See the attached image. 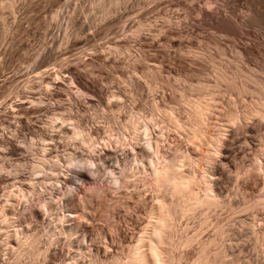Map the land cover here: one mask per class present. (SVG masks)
I'll return each instance as SVG.
<instances>
[{
    "label": "rangeland",
    "instance_id": "rangeland-1",
    "mask_svg": "<svg viewBox=\"0 0 264 264\" xmlns=\"http://www.w3.org/2000/svg\"><path fill=\"white\" fill-rule=\"evenodd\" d=\"M12 1L10 5L9 0H0V239L5 233H11L7 235L11 239L5 237L0 241V264L3 255H9L5 264H69L75 258L79 264H120L117 259L125 258L131 244L142 234L156 198L147 160L158 151L160 156L171 158L178 152L195 148L192 144L189 146L184 128L178 129L157 119L156 107L173 108L183 124L187 120L184 98L201 94L205 97L209 93L206 98L210 99L222 91L223 100H219L221 104L213 111L215 115L210 116L209 133L213 131V136L220 133L224 138L229 133L225 128L231 130L234 123L222 121L228 118L225 112L229 115L236 110L231 113L239 112L241 117L251 99V95L245 96L239 91L241 77L264 78V0H121L109 13L101 9L107 13L103 17L99 9H94L93 0ZM219 73H224L236 85L229 86L226 82L217 85ZM111 95L117 97L115 102ZM138 115L141 120L157 115L150 129L153 152L141 144L145 128L144 120L137 119ZM52 116L73 122L71 126L75 130H85L81 134L84 138L73 134L76 137L71 140L69 130H65L67 136L51 132L49 120L57 122ZM130 116L133 121L129 120ZM240 117L235 121L242 134L251 127L259 131V124L243 123ZM126 120L137 126L125 129ZM262 125L261 132H255V136L254 130L248 133L254 136L252 144H241V141L233 145L229 163L224 167L230 179L223 183L225 192L221 197L228 204L236 190L240 197L235 199L237 203L234 199L231 201L234 210L230 205L210 210L207 217L211 224L199 233L201 239L208 240L215 236L214 227L219 224L239 239V233H243L251 243L243 238L233 239V235L227 240V235L224 238L228 257L239 256L241 264H264V170L255 168L264 157L255 159L257 162L249 160L255 158L254 146L261 144ZM45 126H50V131ZM44 129L49 132L46 137L42 135ZM135 129L138 134L141 130V136L135 135ZM112 134L113 137L108 136ZM119 135H123L124 143L116 142ZM31 138L37 142L33 144ZM41 140L49 144L46 146L53 154H48L47 158H51L44 161L46 164L43 162L45 170L42 167L39 174L44 176L33 177L34 173L38 174L32 165L41 156ZM89 140L93 145L89 146ZM133 150L135 154H131ZM65 152H73L77 158L83 156L87 164L77 166L69 162ZM107 160H110L108 164L119 160V164L109 166ZM139 162L146 165L141 166ZM242 163L245 171L240 170ZM138 165L139 172L133 168ZM145 172H149L148 176ZM237 175H241L238 180ZM39 179H61V185L53 183L51 187L55 203H49L47 209L51 213L47 215L42 211L45 210L42 196L47 197L49 191L39 189L43 185ZM28 181H37L39 185L33 183L35 187H31ZM27 189H33L31 193L37 195L33 199L29 195V205H25ZM10 193L13 204L6 219L2 208ZM164 195L167 202L172 200L168 191ZM39 197L42 202L37 201ZM238 201L258 205L250 210H237V214ZM63 213L71 219L67 222L59 219ZM203 218L199 211L178 221L182 227L188 225V234L192 235ZM239 219H245L249 225L236 224ZM11 225L23 227L19 229L23 237L16 238ZM27 225L31 227L27 229ZM7 227L11 231H3ZM33 240L36 246L31 244ZM7 243L17 249L7 247ZM80 249L83 253H79ZM185 249L183 254L179 252L183 256L179 264H188L199 247L195 243Z\"/></svg>",
    "mask_w": 264,
    "mask_h": 264
},
{
    "label": "bare ground",
    "instance_id": "bare-ground-1",
    "mask_svg": "<svg viewBox=\"0 0 264 264\" xmlns=\"http://www.w3.org/2000/svg\"><path fill=\"white\" fill-rule=\"evenodd\" d=\"M123 1H126V0H123ZM9 2H10V5L13 4L12 0H9ZM107 3H109V5H107ZM92 4H93L94 9L97 8L100 10L102 17H103V15H107V13H109V9H111V11H113V9H115V7H118L121 4V0H107V1H105V0H93ZM101 9H107V13H103V11H101ZM38 73H39V71H38ZM241 78H242V81L239 85L240 86L239 91H240V93H242L245 96L251 95L250 96L251 99H250L249 103H247L248 102V100H247V102H246L247 105L245 104L246 106H245V108H243L244 110L242 111V113H240L241 117L239 115V112H238V114H236L237 112L231 113V112L236 111V110L231 111L233 109L230 110L231 112L229 111L230 112L229 115L227 114L228 112H225L224 116H227L228 118L225 117V119H224L221 117L222 119H224L222 121L228 122L230 125L232 122H234V123H232V126H233V124H235V127L231 126V128H232V129L230 128L231 130H228L227 128H225L226 132L229 131V133L228 134L225 133V135L226 134L227 135H226V137L224 135V138L220 137V133L217 136L216 135L213 136L212 134L214 132L212 131V129H211V131L213 133L212 132L209 133V131H210L209 130V126H210L209 121H211L210 118H212L210 116H212L214 114L213 111L217 110L219 104H221V102H219V100L222 99V96L224 93V92L222 93V91H218V93L216 92V94H215L216 96L211 97L210 99L206 98L209 96L208 95L209 93H206L207 94L206 95L205 92H204V94L206 95L205 97L202 96V94L200 93L201 94L200 97L184 98L183 102L186 105V109H184V111L186 112L187 120L183 124L181 123V120L179 119L178 112L176 110H174L173 108L165 107V108L160 109V108L156 107L155 113L158 114L157 119L159 118L162 120L161 122L165 121V122L169 123L170 125H172V127L174 126L175 128H178V129L184 128V130L186 132L185 133L186 138L189 142V146L192 144L193 147H195V148H194V150L189 149L192 152H190V151L187 152L188 150L185 151L186 153L178 152V153L174 154L171 158H168V157L165 158L163 156H160L159 151H158L156 153V155H154L151 160H147L148 166H149L148 170H150V176H151L150 178L152 179V180L150 179V181L153 182L152 185L154 186V189H155L154 192L156 194V198H155V201L153 200L154 205H152L153 207H152V209H150L151 212H150V215L148 217L149 220L147 221L146 225L143 227L144 229H143L142 234H140V236H138L139 238L137 239L135 244H133V245L131 244V246L127 250L128 253L126 252V254L124 255L125 258H118V259L116 258L117 261L120 260V264H179V261L181 262V256H182L181 254H179V252L184 250L185 248L188 249L189 247H191L195 243L198 244L199 249H198L196 256H194V258H192L191 261L188 260L189 261L188 264H241V261H239V259H237L239 256H237V258L228 257V255L226 253L227 249H225L226 241L224 242V238L226 237V235H227L226 240L229 238L230 235H233V239H239V237H237V235H235V233H233V231H227L228 229H225L224 225L219 224V225L214 227L215 228V236L214 237H212L208 240H203V239H201V237L199 235V233L203 230L204 227H206V226L208 227L211 224V222L209 221V219L207 217V213L210 210H212V209L214 210V209H217L219 207H225L226 205H230V208L232 210H234V208H232L233 204H231L232 203L231 201H232V199L235 200V199H239V197H240V196L239 197L237 196L236 190L233 193L234 195H231V197H229V195H227V197H229V199H228L229 203L228 204H227L228 201L227 200L224 201L223 200L224 198H222L223 196L221 197V195L224 191L222 189L223 183H226L225 181H228L230 179V178L227 179V176L229 174H227V170L224 169V167L229 163V158H230L229 156L231 155L232 148L235 146V144L237 145L236 142L242 141L241 144H245V142H246V144H252L253 143L252 137L254 138L256 130H255V128H253L254 136L250 137L251 134H248V133L253 131V130H251L252 127L250 125L249 127H251L250 128L251 131L248 129L249 131L247 133L243 132V134H242V132L240 130L241 128L239 129L240 126L237 127L235 120H239L238 117H240L243 120V123L245 121L247 123L253 122L252 124H255V125L259 124V131L257 129V132H261L260 130H262V129H260L261 128L260 125L264 124V78H261V79L258 78L259 79L258 80V79H255L254 77L250 76V75H243ZM223 82H226L229 86L236 85L234 82L233 83L229 82L228 76H226L224 73H219L217 76V83L216 84L218 85V83H223ZM228 85H226V86L228 87ZM203 86L205 87V85H203ZM206 88L208 90L210 87H206ZM202 90H204V89H202ZM210 90H212V89L210 88ZM79 91H81V89H79ZM111 97L113 98V102H115V99H117V97H113V95H111ZM246 98H248V97H246ZM245 100H244V102H245ZM224 102H225V100H224ZM109 104H111V102H109ZM221 108L218 110H223ZM224 110L222 112H224ZM226 111H227V109H226ZM237 115H238V117H237ZM131 116H133V115H131ZM131 116L129 117V120H130V118H132ZM155 116H157V115H151L150 117L145 118V119L143 118V120H144L143 126L145 128V132H143V142H141V144H145V146L147 147V150H149V152H153V146H151V138H153V136H151V130L150 129L153 128ZM51 118H55V120H57V122H54L53 120H49V122H51V127H53V128H50L51 132H61V136H63V134H65V130H69V134H71V140H73V138H75L77 135L81 136V134L85 132V130L82 129L84 131V132H82V131L78 130V128L76 129L78 131H76L75 126H71V124H73V122H67V120H63V118H57V116H52ZM140 118L141 117L139 116L137 119L141 120ZM133 119H134V117H133ZM143 120H141V121L143 122ZM140 123L141 122H139V124ZM157 123H158V121H157ZM222 123L224 124V122H222ZM222 123L220 124V126L223 125ZM237 123H239V122H237ZM57 124H61V126H59V128H57V130H55ZM229 124L227 127H230ZM17 126H19V122H17ZM115 126H117V124H115ZM135 126H137L135 123L133 124L132 122L131 123L127 122V120L125 121V125H124L125 129L128 130L130 128H135ZM220 126L217 127V129L218 128L220 129ZM262 126L264 127V125H262ZM49 127L50 126H45V128H48V130H49ZM246 127H247V125H246ZM117 128H119V126H117ZM233 128H238V129H233ZM256 128H258V125L256 126ZM219 129H218V131H219ZM223 129H224V127H223ZM245 129L246 128H244V130ZM48 130L44 129L42 135L44 136L45 134L46 135L49 134V132H47ZM73 130H75L74 133H73ZM118 130L116 132H118ZM120 130H122V129L120 128ZM137 130H138V128H137ZM137 130H136L135 135L138 134ZM225 130H224V132H225ZM244 130H242V131H244ZM133 132H134V130H133ZM140 132H141V130H139V134H140ZM216 132L217 131H215V134L218 133V132L217 133ZM118 133L121 134V131ZM125 133L126 132H124V134ZM73 134L76 136L73 137ZM139 134H138V137H139ZM51 136H55V134H51ZM65 136H67V134H65ZM108 136L113 137V134L108 135ZM133 136H134V134H133ZM140 136H141V134H140ZM155 136H157V134H155ZM222 136H223V134H222ZM44 137H46V136H44ZM81 137L84 138L83 136H81ZM116 137L117 138L115 140L117 143L123 142V140L125 141V139L123 138V135H119ZM134 137H136V136H134ZM85 138H87V137H85ZM110 139H112V138H110ZM31 140H33V138H31ZM132 140H135V138ZM137 140H139V139H137ZM110 141H112V140H110ZM35 142H37V140H33V144H35ZM47 142H49V140H47ZM51 142H53L52 137H51ZM83 143L85 144V140ZM262 143H264V132H263V136L261 138V144H258L259 146L257 148H256L257 145L254 146L256 149L255 150L256 155L254 154L255 158L252 157L253 159L249 158V160H253V162H254V161L262 158V156L264 157V148H263L264 145H262ZM41 144H43V140H41ZM137 144H138V142H137ZM46 145H49V144L45 143L42 145L41 156H39V158H37L36 161L33 160L35 162V163L33 162L34 164L32 163L33 165L31 164L34 168V171L36 173H38V174L34 173V175L32 174L33 177H41V175H43V174H39V173H41L43 165L46 164V162H47L46 159L51 158V157L47 158L49 156L48 154L51 153L52 151L50 152V150H49L50 148H48ZM90 145H93L92 142L89 144V146ZM106 145H108V144H106ZM121 145L122 144H120V146ZM187 145H188V143H187ZM192 145H191V147H192ZM37 146H39V144H37ZM191 147H189V148H191ZM245 148H247V146H245ZM52 154H53V152H52ZM65 154L66 155L68 154V156H65V157H68L66 159L71 163L73 162V164H77V166H79V164H81V165L87 164V162L86 163L84 162L85 160H83V156H81L80 158H77V156L73 155V152H65ZM131 154H135V150H133V152H131ZM61 158L58 160H61ZM89 158H92V157H89ZM113 158H117V156H113ZM113 158H112V160H113ZM109 159L111 160V158H109ZM110 160H107V164H108V161H110ZM44 161H46V162H44ZM54 161L57 163L59 162L57 160H54ZM43 162H44V164H43ZM52 162L53 161H51V163ZM89 162H91V161H89ZM92 162H91L90 166H93V168H96L95 167L96 164H94ZM94 162H95V160H94ZM135 162H137V156H135ZM253 162H252V164H253ZM263 162H264V160H261L260 164L254 163L255 168H260V169L263 168V170H264V163ZM104 163H105V160H104ZM245 163L247 166H249V164H247V162H245ZM248 163H249V161H248ZM18 164L19 163H17L16 165H18ZM60 164H61V162H59V166H60ZM113 164H116V165L119 164V160H115V162H113ZM113 164H108V165L113 166ZM139 164H141V162H139ZM145 165L146 164H141V166H145ZM45 166H47V165H45ZM61 166H63V164H61ZM67 166H69V164H67ZM125 166L127 168V162H125ZM53 167L55 168V166H53ZM186 167H190V170L187 171ZM133 168H137V172H139V165L133 166ZM85 169H86V167H85ZM247 169H249V168H247ZM251 169H253V168H251ZM43 170H45V167H43ZM89 170L90 169H88V171ZM143 170L145 171V168H143ZM240 170L241 171L246 170L243 163L240 167ZM90 171H92V170H90ZM113 172H115V169L113 170ZM31 173H32V171H31ZM47 174H51V175L61 174V175H63V172H59V174H57V172H47ZM89 174H93V172H89ZM113 174H115L114 177H116L117 172H115ZM146 174L148 176L149 172H147ZM95 175H97V174H95ZM135 175H136V173H135ZM245 175H247V174H245ZM109 176L111 177L110 174H109ZM127 176H130V175H127ZM47 177H48V175H47ZM117 177H118V175H117ZM239 177H241V175H237V180L239 179ZM0 178H2V175L0 176ZM124 178H121V179H124ZM0 180H2V179H0ZM39 181H43V185H39V183H37V181H28L27 183H29V185H31V187H35V185H33V183H37V185H39V189H41V191H45V193H47V191H49V195H47V197L42 196L43 207H45V210H42V211H45V215H47V213H51V211H49V209H47V207H49V203H55V200H54L55 197H53L54 192L51 191V187H53V183H56V185H57V183H59V181H61V179H57V181H53V179H51V181H44L43 179H39ZM111 181H113V179H111ZM243 181H245V180H243ZM59 185H61V183H59ZM17 187H19V185H17ZM19 189H21V187H19ZM31 191H33V189H27V197H25V205H29V203L31 202V201H29V195H31V199H33V197H37V195H35V193H31ZM165 191H168L170 196L172 197V200L170 202H167L165 200V195H164ZM231 191H233V189H231ZM21 193H25V191H23V189H21ZM45 193H43V195H45ZM13 195H15V193H13ZM71 195H73V193H71ZM227 197H225V199H227ZM11 198H12V194L10 193L8 195L7 200L5 201V203L3 205V208H2V211H3L2 214L4 215V218L6 216V219L9 215V212H11V208H12V204H13V203L11 204V202H12ZM246 198H248V197H246ZM59 199H61V197H59ZM37 201H41V197H39V199H37ZM239 201H238V204H240V205L243 204V202L239 203ZM246 201H247V199H246ZM234 202H236V200ZM256 203H251V204L250 203H247V204L244 203L241 206L239 205L238 209H236V213H237V210H241V211L245 210V209L250 210L251 207L256 206ZM257 205H258V203H257ZM50 206H51V204H50ZM19 207H21V201H19ZM15 210H17V208ZM199 211H202L204 218L196 226L194 233L192 235H189L188 234V229H189L188 225L182 227L178 220H179V218L187 217L190 214H192V213L194 214L195 212H199ZM62 212H64V211H62ZM233 212H235V211H233ZM68 215L64 214L63 216H61L62 218L59 217V219H61L64 222L65 221L67 222L71 219ZM250 221H251V219H250ZM250 221H248V222H250ZM239 222L241 224L243 223L242 224L243 227H245V225L248 224V223H245V219H239V221L237 220L236 224ZM246 222H247V220H246ZM241 224H239L240 227L242 226ZM15 225H17V223H15ZM53 225H55V223H53ZM250 225H253V223H250ZM29 227H31V226L27 225V229H29ZM49 227H51V225H49ZM59 227H58V230H60ZM228 227L229 226H226V228H228ZM63 228H64V226H63ZM11 229H15V232H14L15 237L16 236L17 237H23V231H21V235H19V229H23V227H13V225H11ZM11 229H9V227H7V229H3V231H11ZM251 229H253V226L251 227ZM64 231H63V233H64ZM241 231H243V229H241ZM7 235H11V233H5V235H3V239H5V237H7ZM25 235H29V233H25ZM239 235H241V239L242 238L247 239V237H244L245 235H243V233H239ZM3 239H0V241H3ZM7 239H11V237H7ZM51 239H53V237H51ZM241 239H239V241ZM247 241H249V239H247ZM256 241H257V239H256ZM32 242L33 243H31V241H30V243L33 246H36V242L34 240ZM17 243H19V239H17ZM233 243H235V241H233ZM243 243H245V241H243ZM249 243H251V241H249ZM229 245H230V250H231V246H232L231 243ZM7 247H13V249H17V247H15V245H11V243H7ZM7 247H3V249H7ZM45 247H47V245H45ZM177 252H178V254H176ZM3 253H5V251H3ZM79 253H83V251H81V249H80ZM182 254H183V251H182ZM7 257H9V255H3V263L2 264H5V261H7ZM79 257H81V255H79ZM257 257H259V255H257ZM257 257H255V259H257ZM184 258L186 260V257H184ZM75 259H77V258H75ZM75 259H72L69 264H79V263H77V261H75ZM89 259H91V257H89ZM116 259H114V260H116ZM247 261H249V259H247ZM9 263H11V259H9Z\"/></svg>",
    "mask_w": 264,
    "mask_h": 264
}]
</instances>
